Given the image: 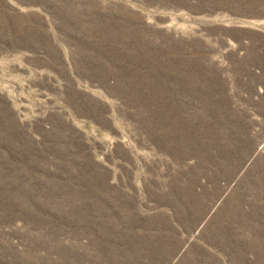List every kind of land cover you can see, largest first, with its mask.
<instances>
[{
  "label": "rangeland",
  "instance_id": "1",
  "mask_svg": "<svg viewBox=\"0 0 264 264\" xmlns=\"http://www.w3.org/2000/svg\"><path fill=\"white\" fill-rule=\"evenodd\" d=\"M0 264H264V0H0Z\"/></svg>",
  "mask_w": 264,
  "mask_h": 264
}]
</instances>
